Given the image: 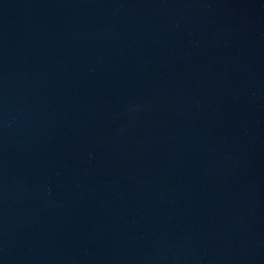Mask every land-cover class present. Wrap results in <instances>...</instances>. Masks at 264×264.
<instances>
[{
  "label": "water",
  "instance_id": "water-1",
  "mask_svg": "<svg viewBox=\"0 0 264 264\" xmlns=\"http://www.w3.org/2000/svg\"><path fill=\"white\" fill-rule=\"evenodd\" d=\"M0 264H264V0H0Z\"/></svg>",
  "mask_w": 264,
  "mask_h": 264
}]
</instances>
